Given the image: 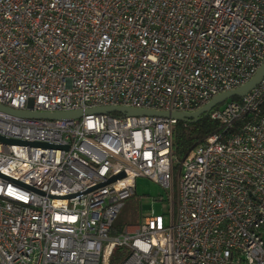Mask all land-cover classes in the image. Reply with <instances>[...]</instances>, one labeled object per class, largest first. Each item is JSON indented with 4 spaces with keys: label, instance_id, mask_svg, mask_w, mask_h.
<instances>
[{
    "label": "built area",
    "instance_id": "built-area-1",
    "mask_svg": "<svg viewBox=\"0 0 264 264\" xmlns=\"http://www.w3.org/2000/svg\"><path fill=\"white\" fill-rule=\"evenodd\" d=\"M264 64V0H0V103L194 111ZM264 77L180 161L171 117L0 111V264H264ZM124 173L114 181L113 176ZM140 176L171 205L118 234Z\"/></svg>",
    "mask_w": 264,
    "mask_h": 264
},
{
    "label": "water",
    "instance_id": "water-1",
    "mask_svg": "<svg viewBox=\"0 0 264 264\" xmlns=\"http://www.w3.org/2000/svg\"><path fill=\"white\" fill-rule=\"evenodd\" d=\"M264 77V64L259 68L257 73L253 78L246 84L235 88L233 90L221 92L220 94L214 96L209 102L201 106L194 111H158L153 109H142L135 107L127 106H101L93 107L88 109H78L72 111H58V112H42V111H33V110H21L16 109L0 103V111L9 113L11 115L20 116V117H35V118H44V119H63V118H80L83 114L89 113H111L118 112L126 115H157L163 117H171L177 121H197L203 114L211 112L216 106L223 104L228 99H231L235 96L243 97L249 93ZM0 141L14 144H25V145H42L48 146L51 144L41 143V142H31L25 140H17L6 138L5 136L0 135ZM124 173L113 176L108 180V182L114 181L122 177Z\"/></svg>",
    "mask_w": 264,
    "mask_h": 264
},
{
    "label": "trees",
    "instance_id": "trees-1",
    "mask_svg": "<svg viewBox=\"0 0 264 264\" xmlns=\"http://www.w3.org/2000/svg\"><path fill=\"white\" fill-rule=\"evenodd\" d=\"M233 100H239L240 97L235 96ZM220 107L216 106L214 109ZM261 112L264 113V102L260 106ZM115 115V112H112ZM211 112L203 114L197 121H178L174 127L173 135V153L177 161V166L180 165L187 154L198 144L205 141V139L223 128V124L211 117ZM127 221V219H126ZM125 223H128L126 222ZM121 221H115L113 225V233L123 229ZM127 251L124 248H116L111 256L110 264H121Z\"/></svg>",
    "mask_w": 264,
    "mask_h": 264
},
{
    "label": "rangeland",
    "instance_id": "rangeland-1",
    "mask_svg": "<svg viewBox=\"0 0 264 264\" xmlns=\"http://www.w3.org/2000/svg\"><path fill=\"white\" fill-rule=\"evenodd\" d=\"M221 106L223 104H220ZM175 176H179V166L175 169ZM169 195L157 180L140 176L136 179L135 193L126 199L116 221H121L125 227L129 224H139L143 216L150 214H162L167 219L171 209ZM118 233L119 231L113 234Z\"/></svg>",
    "mask_w": 264,
    "mask_h": 264
}]
</instances>
